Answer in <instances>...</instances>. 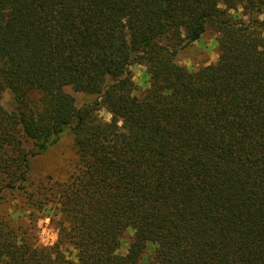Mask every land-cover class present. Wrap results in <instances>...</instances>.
Wrapping results in <instances>:
<instances>
[{
    "label": "trees",
    "instance_id": "16d2710c",
    "mask_svg": "<svg viewBox=\"0 0 264 264\" xmlns=\"http://www.w3.org/2000/svg\"><path fill=\"white\" fill-rule=\"evenodd\" d=\"M208 26L217 61L180 64ZM67 129L77 169L33 187ZM8 191L58 241L1 217L0 264H264V0H0V207Z\"/></svg>",
    "mask_w": 264,
    "mask_h": 264
},
{
    "label": "rangeland",
    "instance_id": "374dc122",
    "mask_svg": "<svg viewBox=\"0 0 264 264\" xmlns=\"http://www.w3.org/2000/svg\"><path fill=\"white\" fill-rule=\"evenodd\" d=\"M217 38L218 33L213 27L208 26L198 41L179 51L177 61L190 69H197L216 62L218 59ZM131 72L136 86L135 93L140 95L149 86L150 76L147 67L142 63H134L131 66ZM75 95L78 103L83 102L85 99L83 94L75 93ZM33 96L37 98L39 95L33 93ZM4 102L7 106L12 107L13 97L9 92L4 93ZM100 115L106 120L111 119V115L105 109L100 110ZM77 166L78 154L75 147V135L71 129H67L45 153L30 158V181L33 187L47 184L49 181L64 182L69 179ZM6 193V201L0 207V218L5 217L13 228L19 229V232L27 231L26 235H32L35 244L55 245L58 241V231L51 219L43 211L36 209L29 203L25 194L17 191ZM132 235V230H128L120 248V253H126ZM148 255H152V251L146 252L145 256ZM146 259L144 262H148ZM148 264H151V262Z\"/></svg>",
    "mask_w": 264,
    "mask_h": 264
}]
</instances>
